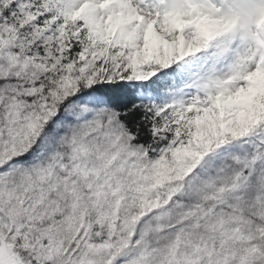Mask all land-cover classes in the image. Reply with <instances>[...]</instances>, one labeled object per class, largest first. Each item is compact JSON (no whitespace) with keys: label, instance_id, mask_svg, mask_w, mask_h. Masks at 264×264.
Returning <instances> with one entry per match:
<instances>
[{"label":"snow or ice","instance_id":"1","mask_svg":"<svg viewBox=\"0 0 264 264\" xmlns=\"http://www.w3.org/2000/svg\"><path fill=\"white\" fill-rule=\"evenodd\" d=\"M0 264H264V0H0Z\"/></svg>","mask_w":264,"mask_h":264}]
</instances>
